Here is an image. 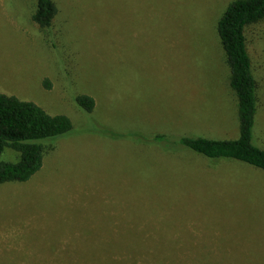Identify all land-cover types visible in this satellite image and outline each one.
Masks as SVG:
<instances>
[{"label":"rangeland","instance_id":"rangeland-1","mask_svg":"<svg viewBox=\"0 0 264 264\" xmlns=\"http://www.w3.org/2000/svg\"><path fill=\"white\" fill-rule=\"evenodd\" d=\"M53 1L41 29L34 0H0V92L72 122L27 181L0 183V264H83L106 241L105 264H264V170L142 140L238 136L216 32L233 0ZM245 38L253 142L264 148V18ZM79 93L94 98L92 112L78 108Z\"/></svg>","mask_w":264,"mask_h":264},{"label":"trees","instance_id":"trees-1","mask_svg":"<svg viewBox=\"0 0 264 264\" xmlns=\"http://www.w3.org/2000/svg\"><path fill=\"white\" fill-rule=\"evenodd\" d=\"M57 11L53 0H34L31 20L39 28L47 29ZM263 18L264 0H233L227 4L216 23L217 36L229 70L228 85L237 99L238 136L233 139L191 135L170 138L165 134L152 133L142 138L146 144L157 146L164 152L188 150L205 156L211 162L220 159L236 160L264 170V148L253 142L257 84L245 38V27ZM42 85L45 88L50 87L46 79L42 81ZM73 99L78 108L86 113L94 109L95 100L89 94L79 93ZM71 128L72 122L67 115L49 114L30 100L0 92V155L4 149H8L17 156L15 161L0 158V183L27 181L41 168L45 149L51 141L49 139L61 137ZM98 129L94 132L105 134L107 137L126 136L114 132L111 128ZM114 242V249H117L119 244L117 240ZM110 247V241H106L105 252H100L98 256L90 257L81 263L105 264L102 259H96L112 251ZM120 250L123 251V247Z\"/></svg>","mask_w":264,"mask_h":264}]
</instances>
